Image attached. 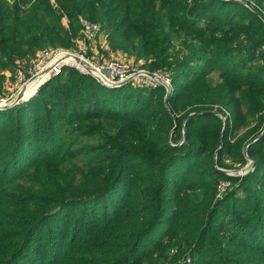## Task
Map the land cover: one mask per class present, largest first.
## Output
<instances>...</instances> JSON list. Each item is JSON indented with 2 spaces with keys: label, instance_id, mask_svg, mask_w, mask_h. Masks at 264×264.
<instances>
[{
  "label": "trees",
  "instance_id": "1",
  "mask_svg": "<svg viewBox=\"0 0 264 264\" xmlns=\"http://www.w3.org/2000/svg\"><path fill=\"white\" fill-rule=\"evenodd\" d=\"M236 1L0 0V72L88 19L172 85L62 68L0 112V264H264V0Z\"/></svg>",
  "mask_w": 264,
  "mask_h": 264
},
{
  "label": "built area",
  "instance_id": "2",
  "mask_svg": "<svg viewBox=\"0 0 264 264\" xmlns=\"http://www.w3.org/2000/svg\"><path fill=\"white\" fill-rule=\"evenodd\" d=\"M102 33L103 26L101 23L93 22L88 19H83L81 21L80 36L81 43L84 48L85 44H87L91 39ZM54 52H56L55 55H53ZM44 53H46L45 56H43L39 62H34L33 65H31L32 63H30L29 65L24 66L23 70H25L30 65L31 68L29 67L30 71L28 72V74L25 72L26 77L28 75V79L20 87L18 94L20 93V91L26 89L28 85H31L32 88L30 90H33L39 84L41 85L42 82L51 79V77H55L60 73L63 65H71L72 67H75L74 69L79 73L89 75L101 85L109 88H118L126 84H137L143 87L154 85L161 86L166 92H168L170 89L171 81L166 73H151L143 68L137 66L132 67L128 63L118 61H109L98 65L86 60L82 55L74 54L72 52L67 51L64 52L61 49L49 50L45 51ZM59 55H63V57L67 56L68 58H71L73 62L65 64L63 60L60 59L51 64L53 58ZM26 93L27 91L25 90V94ZM2 107L4 106H0V109ZM227 186L228 184L221 183L222 189L226 188Z\"/></svg>",
  "mask_w": 264,
  "mask_h": 264
},
{
  "label": "rangeland",
  "instance_id": "3",
  "mask_svg": "<svg viewBox=\"0 0 264 264\" xmlns=\"http://www.w3.org/2000/svg\"><path fill=\"white\" fill-rule=\"evenodd\" d=\"M237 1L239 3H242V2L244 3V1H240V0H237ZM62 22H65V19H63ZM80 34H81V31H79L78 36L73 39V44H72L71 48L66 49V50L65 49H61V50H63L64 52L67 51V52H72L74 54L82 55L86 60H88L94 64H98V65H100L102 63L109 62V61H118V62L128 63L132 67H136V66L139 67L142 63L139 61L136 64L133 57H130L129 55L122 53L119 50H115L110 44L109 34H108V31H106V30H105V32H103L100 35H97L96 37L91 39L87 44H85V48L82 46ZM49 50L50 49H46V50H42V51L38 52L36 58L34 60H32L31 65H33L34 62H36V63L39 62L42 59V57L45 56L46 53H44V52L49 51ZM51 50H53V49H51ZM55 54H56V52L53 53V55H55ZM55 57L53 58V61H54ZM24 66H27V65H21L20 64L19 66H17L15 69H12L11 71L0 72V106H5L9 102H11L14 99V97L18 94L20 87L28 79V75L26 77V73L28 74L31 67L28 66L25 70H23ZM62 68L74 69L75 67H72L71 65H63ZM143 69H145V68H143ZM145 70H147V69H145ZM51 78H54V77H51ZM130 85H132V87H136L139 89H142V88L143 89H151V88H157L158 87L157 85L148 86V87H143V86L137 85V84H130ZM38 86L35 89L30 90V92H27L25 94L24 98L21 99L20 101L16 102V103H14V105L11 108H13L17 105L28 103L37 93V91H38L37 88H39ZM27 87H30V89L32 88L31 85H28ZM159 87H161V86H159ZM171 90H172V85L170 84V89L168 92H166V94H168ZM164 97L166 98V96H164ZM11 108H9V109H11ZM0 112H3V110L0 109ZM222 119H223V117H222ZM250 169H251V167L248 169V171ZM226 171L232 172V173L235 172L234 170H226ZM235 176H237V175H235ZM240 176H243V175L240 174Z\"/></svg>",
  "mask_w": 264,
  "mask_h": 264
},
{
  "label": "water",
  "instance_id": "4",
  "mask_svg": "<svg viewBox=\"0 0 264 264\" xmlns=\"http://www.w3.org/2000/svg\"><path fill=\"white\" fill-rule=\"evenodd\" d=\"M236 2H238V1H236ZM239 3V2H238ZM249 8H251L250 6H249ZM261 18H262V16H261ZM263 20V19H262ZM77 61H78V59H77ZM25 90L26 89H24V90H22V91H20V93L10 102V103H8L7 105H5L4 107H2L1 109L2 110H7L8 108H10L12 105H14V103H16V102H18V101H20L21 99H23L24 98V95H25ZM167 95V94H166ZM193 114H190L189 116H188V118L189 117H191ZM263 134V132L261 133V135ZM260 135V136H261ZM255 141V140H254ZM254 141H252V142H254ZM251 165H252V161L251 160H249V162H248V164L245 166V167H243L242 169H240V170H236L234 173H232V172H228V171H226V170H221V169H219V171L220 172H222L223 174H225V175H227V176H235V175H237V176H240V174L241 175H243V174H245L247 171H248V169L251 167ZM240 171V172H239Z\"/></svg>",
  "mask_w": 264,
  "mask_h": 264
},
{
  "label": "bare ground",
  "instance_id": "5",
  "mask_svg": "<svg viewBox=\"0 0 264 264\" xmlns=\"http://www.w3.org/2000/svg\"><path fill=\"white\" fill-rule=\"evenodd\" d=\"M60 59H62L63 60V62L65 63V64H68V63H71V62H73V60L71 59V58H68L67 56L66 57H63V55H59V56H56L55 57V59H54V61L52 62V63H54V62H56V61H58V60H60ZM51 63V64H52ZM26 91L28 92H30V87H26Z\"/></svg>",
  "mask_w": 264,
  "mask_h": 264
},
{
  "label": "crops",
  "instance_id": "6",
  "mask_svg": "<svg viewBox=\"0 0 264 264\" xmlns=\"http://www.w3.org/2000/svg\"><path fill=\"white\" fill-rule=\"evenodd\" d=\"M50 2L52 3V4H54L55 3V0H50ZM63 21V20H62ZM62 25L63 26H65V27H67V20L65 19V22H62ZM50 80V79H49ZM49 80H47V81H45V82H43L40 86H39V88H38V90L46 83V82H48ZM99 83V82H98ZM103 86V85H102ZM105 87V86H104ZM122 87V86H121ZM105 88H107V89H116V88H109V87H105ZM118 88H120V87H118ZM36 95V94H35ZM13 106V105H12ZM11 106V107H12ZM10 107V108H11ZM9 109V108H8ZM4 111V110H3Z\"/></svg>",
  "mask_w": 264,
  "mask_h": 264
}]
</instances>
